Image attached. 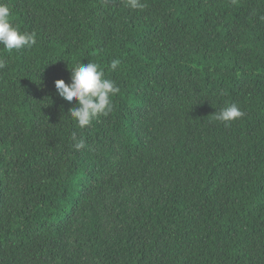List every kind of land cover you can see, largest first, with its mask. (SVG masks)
I'll use <instances>...</instances> for the list:
<instances>
[{
  "label": "trees",
  "instance_id": "1",
  "mask_svg": "<svg viewBox=\"0 0 264 264\" xmlns=\"http://www.w3.org/2000/svg\"><path fill=\"white\" fill-rule=\"evenodd\" d=\"M0 2L37 39L0 45V264H264V0ZM89 62L120 92L81 129Z\"/></svg>",
  "mask_w": 264,
  "mask_h": 264
},
{
  "label": "clouds",
  "instance_id": "2",
  "mask_svg": "<svg viewBox=\"0 0 264 264\" xmlns=\"http://www.w3.org/2000/svg\"><path fill=\"white\" fill-rule=\"evenodd\" d=\"M127 6L133 10H143L146 4L141 0H126ZM36 33L21 31L13 25L11 20V10L7 4L0 2V45L3 49L11 53L31 48L36 45ZM120 64L118 59H113L110 69L116 70ZM6 67V61L0 57V69ZM55 88L58 95L65 101L76 103L69 109L68 115L81 129L90 126L93 119L100 116L107 117L113 110V97L119 94L120 88L115 81L105 78V72L99 64L89 62L87 64L78 63L71 67L70 83H65L63 79L55 81ZM244 112L236 104H230L215 112L216 120L224 122L228 126L230 122L240 119ZM74 148L79 151L86 144L84 139H78L75 132L72 133Z\"/></svg>",
  "mask_w": 264,
  "mask_h": 264
}]
</instances>
